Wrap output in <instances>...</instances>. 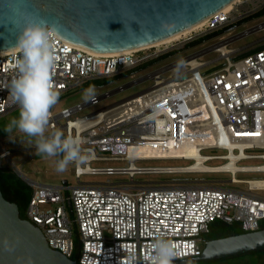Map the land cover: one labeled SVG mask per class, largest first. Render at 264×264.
Here are the masks:
<instances>
[{
	"label": "built area",
	"instance_id": "2783aa9c",
	"mask_svg": "<svg viewBox=\"0 0 264 264\" xmlns=\"http://www.w3.org/2000/svg\"><path fill=\"white\" fill-rule=\"evenodd\" d=\"M230 6L177 40L114 54L94 53L53 31L51 83L60 95L101 86L103 79L155 68L96 96L95 102L77 103L59 113L50 109L51 131L85 140L82 148L90 159L79 168L75 165L73 172L79 181L83 175H129L133 182L72 187L31 183L34 189L26 218L40 227L52 248L80 264H148L158 236L176 246L175 260H179L203 254L202 235L210 232L216 220L239 222L246 231L264 229V185L253 182L264 178L237 177L238 173H264V36L246 45L250 47L245 51L241 50L244 46H230L242 35L264 30V22L214 44L216 51L222 44L229 47V52H220L221 60L204 61L198 51L172 60L186 50L187 43L245 23L264 7V0H237ZM20 56L18 48L0 52V117L20 107L10 93L11 82L20 76L16 67ZM147 79L152 80L148 88L81 115L86 107ZM194 144L206 155L204 162L223 160L217 164L221 166L235 160V167L178 172L177 166H137L135 161L196 159L131 152L132 147L160 151ZM214 149L223 152L203 153ZM4 157L10 158V150H2L0 158ZM243 160L263 161L239 164ZM103 161H128V165H91ZM147 173H229L231 177L229 181L137 185L135 175ZM225 182L247 186L228 187Z\"/></svg>",
	"mask_w": 264,
	"mask_h": 264
},
{
	"label": "water",
	"instance_id": "95a60500",
	"mask_svg": "<svg viewBox=\"0 0 264 264\" xmlns=\"http://www.w3.org/2000/svg\"><path fill=\"white\" fill-rule=\"evenodd\" d=\"M232 2L235 0H0V51L18 47V37L29 21H43L62 39L92 50L137 48L189 28ZM9 165L22 180L36 183L10 158ZM68 207L72 210L70 201ZM260 250H264V229L207 239L201 256L174 260L173 264L214 261ZM0 264L80 263L52 248L40 227L21 217L18 204L5 198L0 187Z\"/></svg>",
	"mask_w": 264,
	"mask_h": 264
},
{
	"label": "rangeland",
	"instance_id": "374dc122",
	"mask_svg": "<svg viewBox=\"0 0 264 264\" xmlns=\"http://www.w3.org/2000/svg\"><path fill=\"white\" fill-rule=\"evenodd\" d=\"M264 22V15L256 17L253 20L246 21L227 32H223L217 36L208 35L207 39L200 41L198 43H193L191 41L186 44L185 51L175 55L172 60H177L187 54H192L194 52L202 53L201 59L204 61H210L213 59H222L219 51H216L214 44L219 43L225 38H229L240 34L249 28L256 26ZM207 36V35H205ZM264 36V30L252 32L250 34L242 35L241 37L235 39L230 46L237 48L243 47L241 50L245 51L250 46H246L257 39ZM202 38V37H201ZM198 40V39H197ZM196 41V40H195ZM157 67V66H156ZM155 68V67H153ZM151 68V69H153ZM151 69L143 70L142 72H136L132 75L118 76L116 78H107L100 81L101 86H95L96 96H100L106 92L113 91L122 85L129 84L136 79H139L143 75L149 73ZM105 83V84H104ZM152 84L151 79H147L141 82L133 83L127 86L123 90L114 92L110 96L101 100V102L94 106H88L83 111L81 115L91 113L97 109H100L109 104L123 100L133 94H136ZM90 87V86H89ZM74 89L69 94L60 95L58 103L52 107L53 113H59L62 109L67 107H72L77 103L85 102L83 99L84 90L89 88ZM20 107L9 112L6 116L0 117V145L5 149L10 150V158L16 164V166L22 170V172L31 180L40 184H50V185H62L64 180L68 181V186H76L79 183H105V182H124L133 183L129 175H83L80 181L75 177L73 169L75 164H70L68 169L63 172L56 171V158L47 157L37 153L35 146V139L28 137L26 134L21 133L17 128H13L12 132L6 133L4 131L5 127L10 124L14 119H19ZM51 132V128L48 124L46 129V135ZM58 132H62L58 130ZM63 133V132H62ZM0 146V154L2 148ZM222 150H204L203 153H221ZM263 160H243L239 164L251 165L262 162ZM223 160H210L207 162L209 165H216L222 163ZM192 163L191 160L183 159H146V160H136L135 164L137 166H184ZM0 165L9 166V159L6 157L0 158ZM92 166H127L128 161H103V162H93ZM231 175L229 173H147V174H136L134 177L135 183L138 185H157V184H171L183 183L184 181H229ZM239 178H264V173H238ZM30 186L34 187L30 182L25 181ZM228 187H238L245 188L246 184H234L231 182L224 183ZM228 227L222 226H211V231L209 233L203 234V243L205 240L210 239L215 233L224 232ZM184 264H264V250L255 251L252 253L241 254L236 256L225 257L217 259L215 261L209 262L205 260L197 262H188Z\"/></svg>",
	"mask_w": 264,
	"mask_h": 264
},
{
	"label": "clouds",
	"instance_id": "9594fccd",
	"mask_svg": "<svg viewBox=\"0 0 264 264\" xmlns=\"http://www.w3.org/2000/svg\"><path fill=\"white\" fill-rule=\"evenodd\" d=\"M53 30L43 21H29L18 37V49L21 56L16 61L20 76L11 82L12 99L19 104V119L12 120L4 131L11 133L17 128L21 133L35 139L37 153L56 158V171L63 173L70 164L78 168L86 165L90 156L82 145L85 140L80 135L53 131L46 135L50 109L59 101L60 93L53 89L51 70L55 56L51 49ZM85 102H95V86L84 90ZM7 250V241H5ZM152 254L148 264H173L177 258L176 246L164 236H158L151 245Z\"/></svg>",
	"mask_w": 264,
	"mask_h": 264
},
{
	"label": "bare ground",
	"instance_id": "6f19581e",
	"mask_svg": "<svg viewBox=\"0 0 264 264\" xmlns=\"http://www.w3.org/2000/svg\"><path fill=\"white\" fill-rule=\"evenodd\" d=\"M235 1H237V0H235ZM232 4H233V2L230 3L229 5H226V7H224L222 10L223 11L229 10L231 8L230 5H232ZM205 21H206V19L195 24V25H193V26H191V27H189V28H186L182 31H179L178 33H176L174 35H171L169 37L163 38V39L158 40L156 42L147 44L145 46L167 43V42L177 40L181 36L187 35L190 31L199 28L201 25L204 24ZM81 47H83V46H81ZM141 47H143V46H140L137 48H141ZM17 48H14V49H17ZM83 48H85L89 51H92L94 53H100V54L101 53L102 54H114V53H120L123 51L135 49V48H130V49H124V50H117V51L101 52V51L92 50V49H89L86 47H83ZM11 50H13V49H11ZM217 50L219 52L227 53V52H229V47L222 44V45H219ZM7 51H9V50H7ZM0 52H6V51H0ZM131 152H134L135 154H139L140 156H142L143 154L150 155V156H155V155H157V156L158 155L169 156V155H172V156H176V157H179V156L194 157L196 159L194 162H192L188 165L175 167V171H178V172H180V171H213L216 169H221L220 167H222V168L235 167V160H232L229 163H223V165H221V166H219L217 164L216 165L207 164L206 162H204L205 159H207L206 155L202 154L200 152V147L195 145V144L192 146H181L180 145L177 147L165 148V149L160 150V151H159V149H154V148L132 147ZM233 156H234V153L232 152L231 157H233ZM132 168H134V167H132ZM253 182H255V184H257V185H264V180H257V181H253Z\"/></svg>",
	"mask_w": 264,
	"mask_h": 264
},
{
	"label": "trees",
	"instance_id": "16d2710c",
	"mask_svg": "<svg viewBox=\"0 0 264 264\" xmlns=\"http://www.w3.org/2000/svg\"><path fill=\"white\" fill-rule=\"evenodd\" d=\"M262 15H264V7L255 14L243 20V22L252 18L260 17ZM217 33L219 32H214L211 35H215ZM208 35L199 38L198 40L192 42L191 44L198 43L200 41L207 39V37H209ZM244 53L245 52H243V54ZM0 187L2 189L4 197L10 201L16 202L19 206L21 217L26 218V208L30 202L34 188L29 184H27L24 180H22L8 165L7 166L0 165ZM212 225H216V226L220 225L225 228L228 227V229H226L224 232L215 233L210 239H216V238L247 232L243 228L242 224L239 222L226 223L221 220H216L211 224V226Z\"/></svg>",
	"mask_w": 264,
	"mask_h": 264
},
{
	"label": "crops",
	"instance_id": "0c3cea01",
	"mask_svg": "<svg viewBox=\"0 0 264 264\" xmlns=\"http://www.w3.org/2000/svg\"><path fill=\"white\" fill-rule=\"evenodd\" d=\"M6 116V115H5Z\"/></svg>",
	"mask_w": 264,
	"mask_h": 264
}]
</instances>
